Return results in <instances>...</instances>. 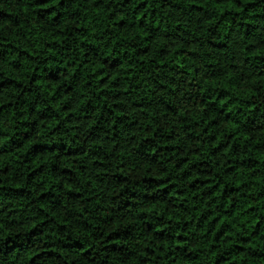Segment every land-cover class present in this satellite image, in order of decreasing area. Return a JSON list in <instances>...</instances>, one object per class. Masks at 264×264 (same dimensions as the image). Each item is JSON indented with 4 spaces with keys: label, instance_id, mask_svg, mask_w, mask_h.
I'll return each mask as SVG.
<instances>
[{
    "label": "clouds",
    "instance_id": "obj_1",
    "mask_svg": "<svg viewBox=\"0 0 264 264\" xmlns=\"http://www.w3.org/2000/svg\"><path fill=\"white\" fill-rule=\"evenodd\" d=\"M0 264H264V0H0Z\"/></svg>",
    "mask_w": 264,
    "mask_h": 264
}]
</instances>
